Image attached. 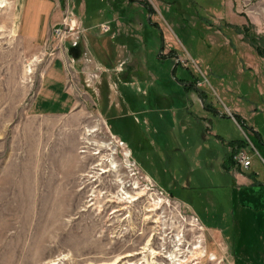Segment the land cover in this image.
<instances>
[{"label": "rangeland", "instance_id": "1", "mask_svg": "<svg viewBox=\"0 0 264 264\" xmlns=\"http://www.w3.org/2000/svg\"><path fill=\"white\" fill-rule=\"evenodd\" d=\"M166 1L185 20L166 45L186 64L160 59L164 35L135 5L118 7L144 26L110 39L100 24L114 16L94 1L90 32L109 52L79 50L73 108L37 115L58 42L29 49L19 2L0 0V264H264V209L239 203L224 166L226 143L244 140L240 174L264 190V0Z\"/></svg>", "mask_w": 264, "mask_h": 264}, {"label": "crops", "instance_id": "2", "mask_svg": "<svg viewBox=\"0 0 264 264\" xmlns=\"http://www.w3.org/2000/svg\"><path fill=\"white\" fill-rule=\"evenodd\" d=\"M19 2V15H18V22H17V30L22 39L25 43H27V47L33 51H47L51 50L50 48L46 47V42L51 35L52 28L58 24L65 13L66 9H72L75 12V15L80 20V24H82L88 32L87 36L84 37L83 41L75 47L68 46V50H56L59 52L56 57H53L47 62L45 66V70L42 74V79L40 81V85L36 94L35 99L30 106L31 109H34V113L37 115H59L63 113L65 109H72L74 105L72 103L75 100V96L67 86V69L70 67L69 59H65L66 55L70 57H74L75 59H83V57H79V50L85 49L88 51L89 54H92L91 47L96 49L98 47L103 51H107L105 48V44H103V40L101 36L98 34H93L90 32L91 27H94L92 23L88 22L90 19V11L92 9H96V15L102 9L99 8L98 1L104 0H15ZM106 1V0H105ZM145 2L149 3L153 10L144 7L141 4L140 0L136 2H132L131 0H107V13L110 16H114L111 21H105L100 24H108L109 29L112 34L109 36L110 39L115 40L118 37V30L122 29H129L133 30L132 28V20L137 21L138 25L144 26L141 20L139 19V15L137 13L136 16H133L131 13L126 14L123 12L122 5L118 7V4H123L126 8L130 11V7L135 5L137 7V11L139 14L144 16L145 25L152 26V28H156L157 31L160 30L164 35V42L162 45V50L160 52V59L169 61L170 64L174 67V71L176 70L179 64L187 63V59L182 58L180 54L177 53L174 45L172 43L168 44V48L166 45V38L173 41L172 34H175V30L177 28H183L184 17L176 15V12L172 10L169 6V3L166 0H144ZM228 4V3H227ZM161 9L167 10L168 14H174L171 17V20H168L165 15L161 12ZM98 10V11H97ZM135 10V9H133ZM94 11V12H95ZM102 13V12H101ZM160 13V14H159ZM227 14V12H226ZM161 15V16H160ZM183 17V18H182ZM90 23V26H86L85 23ZM153 23H157L158 26H155ZM106 34V31L102 29ZM116 41V40H115ZM183 45V44H182ZM174 47V48H173ZM246 47V46H245ZM249 52H252L250 49L251 47H246ZM187 55L191 57L190 53L185 49ZM49 53V52H48ZM81 55V54H80ZM79 57V58H78ZM185 60V62L183 61ZM137 62V60H136ZM97 63V62H96ZM79 64V63H77ZM100 64V63H97ZM102 65V64H100ZM120 65V64H119ZM118 64L113 68L114 72H118ZM103 66V65H102ZM105 70H108L106 66H103ZM193 76V75H192ZM194 77V76H193ZM201 81H198V86H201ZM202 92V91H200ZM205 93V92H204ZM228 115L235 120L232 116L233 112L230 109H227ZM214 112L220 114L221 116L224 115L222 111L218 109L214 110ZM236 121V120H235ZM237 122V121H236ZM238 123V122H237ZM253 131V129H252ZM229 141L226 143V153L234 150L229 144ZM252 162L249 167L245 168L237 163V165L232 166L229 172H232L234 175L239 177L238 179L234 176L235 185L237 192L243 187L252 188L256 183L255 178L250 179L246 175L240 174V171H244L245 169L250 168ZM245 168V169H244ZM247 264H255L252 262H247Z\"/></svg>", "mask_w": 264, "mask_h": 264}, {"label": "built area", "instance_id": "3", "mask_svg": "<svg viewBox=\"0 0 264 264\" xmlns=\"http://www.w3.org/2000/svg\"><path fill=\"white\" fill-rule=\"evenodd\" d=\"M80 23L79 18H77L72 9L65 10L62 20L53 27L51 38L58 42V46L52 49L49 55L56 57V50H63L67 52L68 46L75 47L83 41L84 33L87 29ZM101 27L105 31H108L110 28L108 24H102ZM48 40L46 44L48 43ZM65 59H69L70 67L76 65V59L74 57L66 55ZM235 160L239 165L245 168L249 167L251 164L250 157L243 151L237 153Z\"/></svg>", "mask_w": 264, "mask_h": 264}, {"label": "trees", "instance_id": "4", "mask_svg": "<svg viewBox=\"0 0 264 264\" xmlns=\"http://www.w3.org/2000/svg\"><path fill=\"white\" fill-rule=\"evenodd\" d=\"M132 2H136L138 0H131ZM141 4L146 6V8H149L150 10H153L149 3L145 2L144 0H140ZM155 26H158L157 23H153ZM252 45H255L251 41ZM256 51L259 55L264 57V50L261 49L260 47L255 46ZM208 105V104H207ZM210 106V105H209ZM224 114L223 116H225ZM230 117L231 115H227V117ZM232 116L235 118V120L243 126L245 124L244 120L238 115V114H232ZM259 136V135H258ZM259 138V137H258ZM259 140L261 141V144L264 145V141H262L260 138ZM232 148L236 146V148L230 152L225 153V160L226 162L224 163V166L226 169H228V172L231 170L232 166L237 165V161L235 160V156L237 155L238 152L242 151L244 148L246 142L241 139H231L228 143ZM264 195V190L261 188H258L257 185H254L252 188L249 187H243L241 188L238 193V200L241 205L248 206L250 208H253L254 210H261L264 209L259 203L261 201V197Z\"/></svg>", "mask_w": 264, "mask_h": 264}, {"label": "bare ground", "instance_id": "5", "mask_svg": "<svg viewBox=\"0 0 264 264\" xmlns=\"http://www.w3.org/2000/svg\"><path fill=\"white\" fill-rule=\"evenodd\" d=\"M121 144H123V142H121ZM126 156H129V152L126 154ZM121 188L122 190H124L126 188V185H123V183H121ZM134 188L136 187L134 186Z\"/></svg>", "mask_w": 264, "mask_h": 264}]
</instances>
